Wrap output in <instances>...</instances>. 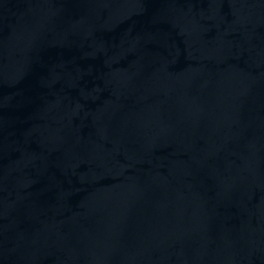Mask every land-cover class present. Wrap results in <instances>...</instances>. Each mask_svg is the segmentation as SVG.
Masks as SVG:
<instances>
[{"label": "water", "instance_id": "water-1", "mask_svg": "<svg viewBox=\"0 0 264 264\" xmlns=\"http://www.w3.org/2000/svg\"><path fill=\"white\" fill-rule=\"evenodd\" d=\"M0 264H264V0H0Z\"/></svg>", "mask_w": 264, "mask_h": 264}]
</instances>
